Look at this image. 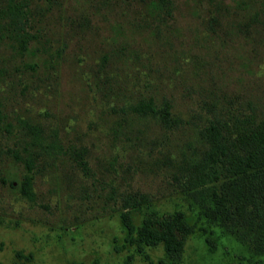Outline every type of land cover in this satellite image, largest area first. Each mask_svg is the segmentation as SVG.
I'll list each match as a JSON object with an SVG mask.
<instances>
[{"label": "rangeland", "instance_id": "1", "mask_svg": "<svg viewBox=\"0 0 264 264\" xmlns=\"http://www.w3.org/2000/svg\"><path fill=\"white\" fill-rule=\"evenodd\" d=\"M216 1L174 0L155 36L137 0H0V264L157 263L163 242L131 241L121 216L138 191L149 199L131 209L136 225L152 211L198 220L177 264H264L184 189L183 157L201 146L193 124L114 111L144 94L184 114L222 93L264 101V34L207 31ZM222 1L229 13L234 0Z\"/></svg>", "mask_w": 264, "mask_h": 264}, {"label": "trees", "instance_id": "2", "mask_svg": "<svg viewBox=\"0 0 264 264\" xmlns=\"http://www.w3.org/2000/svg\"><path fill=\"white\" fill-rule=\"evenodd\" d=\"M137 3L138 19L145 21L151 26L152 34L159 36L163 29L161 23L173 16L174 0H137ZM214 5L205 18L207 31L219 32L221 36V32L229 29L230 33L242 31L248 37L254 28L257 36L264 34V0H234L229 13V7L222 0ZM11 14L7 22L15 30L20 16L13 11ZM4 23L0 20V26L5 29ZM27 42L22 40L24 48ZM102 58L107 60L108 54ZM205 101L201 106L205 108L203 112L184 114L174 98L144 94L114 107V111L120 122L152 119L167 129L193 124L201 146L195 156L183 157L180 168L186 181L184 189L199 201L209 219H220L225 229L245 242L252 253L264 255V101L259 96L245 97L238 93L213 95ZM26 127L34 137L28 142L39 143L37 137L41 130L34 124ZM46 148L51 146L48 144ZM148 197L138 191L121 198L119 208L125 209L121 216L130 240L162 241L165 258L154 264H177L182 258L185 239L198 220L191 222L182 210L165 215L152 211L136 225L130 211L140 209ZM207 239L212 241L210 237ZM18 255L31 258L30 254L18 252Z\"/></svg>", "mask_w": 264, "mask_h": 264}]
</instances>
